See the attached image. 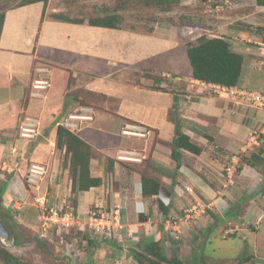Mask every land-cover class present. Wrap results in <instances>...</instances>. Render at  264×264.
Returning <instances> with one entry per match:
<instances>
[{
	"label": "crops",
	"instance_id": "1",
	"mask_svg": "<svg viewBox=\"0 0 264 264\" xmlns=\"http://www.w3.org/2000/svg\"><path fill=\"white\" fill-rule=\"evenodd\" d=\"M253 5L264 10L256 1ZM5 13L0 36V158L14 156L18 140L37 141L36 133L16 138L20 113H30L20 124L28 125L33 124L29 118H34V110H42L35 97L29 108L22 106L27 91L34 95L50 82L65 83L72 76L81 87L106 97L102 108L82 104L66 119L99 154L91 160V174L101 184L72 192L69 167L52 158L56 133L47 139L46 155L35 151L29 160V174L33 166L42 170L36 186L26 188L14 163L3 166L12 176L15 206L25 199L24 204L37 206V199H45L50 207L57 197L77 195L80 230L91 223L93 206L114 226V238L95 250L115 252L107 257L117 264H139L132 253L144 252L151 241L163 255L184 264H264V109L238 103L220 93L219 85L193 78L181 28L156 26L144 33L71 22L49 17L42 1L10 7ZM256 15L245 12L246 21L251 23ZM238 33L229 27L220 35L234 39ZM39 63L50 67L49 79H36L37 88L28 90ZM175 98L182 131L203 147L200 154L182 150L179 163L171 145ZM48 120L43 123L55 122L57 132L61 121ZM242 157L247 161L241 163ZM230 166L234 172H227ZM143 173L159 182L158 193L144 195ZM235 250L240 251L238 259L217 257L218 252Z\"/></svg>",
	"mask_w": 264,
	"mask_h": 264
},
{
	"label": "rangeland",
	"instance_id": "2",
	"mask_svg": "<svg viewBox=\"0 0 264 264\" xmlns=\"http://www.w3.org/2000/svg\"><path fill=\"white\" fill-rule=\"evenodd\" d=\"M23 1L0 0V12H4L7 8L18 6ZM158 2V0H49L47 11L49 17H64L73 20L84 19L85 21H89V19L100 15L116 12L123 17L120 24L122 27L144 33L151 32L156 26L172 25L181 28L184 25L198 24L209 30L211 32L208 33L209 35H220L227 28L231 27V29L233 28L237 32H241L236 34V38L233 39L234 46L245 56L241 86L248 90L259 89L260 91H264V10L256 8V5H253L254 0H181L173 4L165 1L162 4ZM247 11H253L257 14L251 23L246 21L245 12ZM186 39L188 40V38ZM40 63L37 64L32 74L28 90L37 88L36 86L39 84L35 82L36 79H49L48 70H50V67L41 65ZM60 89L62 91L61 96L59 93ZM41 90L43 91L38 92L35 90V93H38L34 95H31L27 91L22 100V106L26 108L28 106L29 108L31 97H35L39 102L37 106L42 107V110H44L42 114L43 121L46 118L54 121L57 119L61 121L60 124L67 127L66 119L76 107L87 104L95 106V108H102V104L106 100L104 95L94 94V92L86 90L83 85L81 87L72 76L65 83L50 82L47 85V89ZM58 95L60 97H57ZM231 98L235 100L233 97ZM65 105H68V107L66 106L65 108ZM42 110L40 108L34 110V118H29V122L33 124L28 125L20 124L26 117L25 115H30V113H20V123L15 129H18L17 137L15 136L17 139L28 138V134L36 133L37 141H15V145L17 144L15 146L17 147L15 155L11 157L4 155L0 158V183L5 182L4 193L2 198H0V213L4 215L6 224L13 230L19 243L18 245H13L8 240L0 241L3 246L29 264H91L93 260L95 264H117L115 258L107 257L113 256L115 252H110L109 249L104 252H98L99 248L109 238H103L101 233H96L91 228L88 222L90 218H88V223L84 225L86 231L80 230L77 223V195H71L70 199L67 196L62 199L57 197L50 207L48 203L45 204L46 208H48L46 212L47 216L51 213V209L57 211L60 216L67 210L74 212L75 224L68 229L62 224L61 220L59 223H56L43 217L40 208L42 207V202H47L45 199L36 200L39 207L30 203L24 204L27 201L26 199L25 201L20 200L23 202L20 207L14 205L16 199L10 185L12 176L5 174L6 169H3V166H5V163H14L21 172V178L26 188L30 189V185L32 184L36 186L37 183H31L28 180L29 168L31 166L29 160L34 156L33 152L35 151L43 154V156L46 155L45 153L48 152L50 146L47 139L56 134L54 121L53 124L51 122L45 124L43 121L40 123L41 118L39 117ZM35 118H39L40 120L38 121ZM27 128L29 130H26ZM32 129L35 131L33 132ZM260 130L257 129L258 134H262ZM45 132L47 133L45 134ZM37 143L41 145L39 149H37ZM55 148L56 151L52 158L55 157V160H60V164L63 167H69V160L64 150L57 148V146ZM92 148L93 157L98 156L99 154L95 148L93 146ZM43 149H45V153H43ZM50 163L52 165V162ZM59 176L63 177V174ZM56 179V177L53 178V180ZM39 190L41 191V189ZM50 191L51 189H49L48 195L52 196ZM245 197L248 196L245 194ZM11 204L13 206L12 212L8 210ZM237 207L239 205H235L234 209ZM92 209L93 212L96 211L97 215L100 216L95 206ZM85 234L90 238L95 237L96 240H99L98 250H95V247L89 243L88 239L85 238ZM114 234L111 239L114 238ZM210 248L208 247V252H211ZM239 252L238 250L231 251L228 254L218 252L217 257L233 255V258H237L235 254L239 255ZM0 264H4L1 259Z\"/></svg>",
	"mask_w": 264,
	"mask_h": 264
},
{
	"label": "trees",
	"instance_id": "3",
	"mask_svg": "<svg viewBox=\"0 0 264 264\" xmlns=\"http://www.w3.org/2000/svg\"><path fill=\"white\" fill-rule=\"evenodd\" d=\"M39 1L44 2L46 7L49 0H24L18 6ZM158 1L159 4H162L164 1L173 4L181 0ZM256 3L260 6H264V0H256ZM5 15V11L0 12V36L5 21ZM122 19L123 17L121 16V14L113 12L89 19L88 23L96 26L120 28ZM68 21L78 23L85 22L84 19H71ZM152 31L153 29L151 30V32ZM187 57L190 64L191 76L193 78L209 84H216L226 87L238 86L243 73L245 56L241 51L235 48L232 36L202 35L195 40L188 39ZM178 107V100H176L175 98V102L173 104V111L170 115V118L175 123L176 134L172 140L171 145L172 157L177 161V163L180 162V158L183 155L182 150H187L194 154H200L203 151V147L201 145L193 141L188 134L182 131L180 123L181 118L179 115ZM56 133V146L57 148L65 151V155L69 160V171L72 179V192L78 193L81 191H87L91 187L99 186L102 180L98 177H94L91 174V159L93 157L92 146L87 143L82 137H80L76 132L69 129L63 124L57 125ZM246 161L247 159L245 157L241 158V163ZM240 169L241 168L238 167V170ZM4 187L5 182H1L0 198H2V195L4 193ZM142 187L144 195L156 194L159 192L160 184L156 180L152 179L151 177H148L143 173ZM12 207V204L8 207V210L10 212L13 211ZM2 217L4 219V215H2ZM8 228L11 233L10 239L12 240V243L14 245H18V238L9 226ZM85 238L88 239L89 243L94 247H97V245L99 244L95 238H90L87 234H85ZM158 246L159 244L157 242L151 241L143 249L144 252H133L132 255L138 261L139 264H161L162 262H167L170 264H184L179 258L175 256L168 258L163 255L161 251L157 250ZM153 257L156 258L154 259ZM0 259L3 261L4 264H29L28 262L21 260L8 248L3 246L1 241ZM91 264L95 263L91 262Z\"/></svg>",
	"mask_w": 264,
	"mask_h": 264
},
{
	"label": "built area",
	"instance_id": "4",
	"mask_svg": "<svg viewBox=\"0 0 264 264\" xmlns=\"http://www.w3.org/2000/svg\"><path fill=\"white\" fill-rule=\"evenodd\" d=\"M210 31L198 24H190L184 25L181 27V34L185 38L195 40L202 35H207ZM220 89V93L224 94L227 97H233L238 103H247L251 105H255L264 109V91L257 90H248L243 87L235 86V87H226V86H218ZM126 132H130V130H125ZM133 132V131H131ZM42 170L38 167H32L30 169V174L28 176V180L30 182L35 183L37 179V174L41 173ZM227 172H234V169L230 166L227 168ZM46 202H42L41 209L43 210V217L47 219L46 216ZM52 211V217L50 220L59 223L60 220L62 224L68 229L71 228L75 223V214L72 210H67L62 216L59 215L57 211ZM91 223L90 226L96 233H101V236L104 238H111L113 233H115V228L113 225L106 223L100 218L96 212L91 213ZM46 227V225H45Z\"/></svg>",
	"mask_w": 264,
	"mask_h": 264
},
{
	"label": "water",
	"instance_id": "5",
	"mask_svg": "<svg viewBox=\"0 0 264 264\" xmlns=\"http://www.w3.org/2000/svg\"><path fill=\"white\" fill-rule=\"evenodd\" d=\"M11 233L0 213V240H10Z\"/></svg>",
	"mask_w": 264,
	"mask_h": 264
},
{
	"label": "clouds",
	"instance_id": "6",
	"mask_svg": "<svg viewBox=\"0 0 264 264\" xmlns=\"http://www.w3.org/2000/svg\"><path fill=\"white\" fill-rule=\"evenodd\" d=\"M256 1V0H255ZM211 33V32H210ZM208 36H210L209 34H207ZM239 87H241V86H239ZM254 90V89H253ZM256 90V89H255ZM257 91H260V90H257ZM44 227V226H43ZM104 238V237H103ZM109 240H111V238H109ZM8 241H11L12 242V240L10 239V240H8ZM13 244V243H12ZM14 245V244H13Z\"/></svg>",
	"mask_w": 264,
	"mask_h": 264
}]
</instances>
